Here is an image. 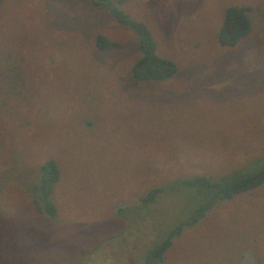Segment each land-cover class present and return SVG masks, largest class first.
Instances as JSON below:
<instances>
[{
  "label": "rangeland",
  "instance_id": "1",
  "mask_svg": "<svg viewBox=\"0 0 264 264\" xmlns=\"http://www.w3.org/2000/svg\"><path fill=\"white\" fill-rule=\"evenodd\" d=\"M230 7L253 9L233 48L219 44ZM122 10L177 65L172 80L135 84L137 39L90 2L2 3L0 264H144L178 226L162 264H264V185L188 226L200 195L179 184L264 155V0H124ZM96 33L118 48L98 52ZM49 158L63 171L55 223L26 189ZM159 181L177 184L117 212Z\"/></svg>",
  "mask_w": 264,
  "mask_h": 264
},
{
  "label": "trees",
  "instance_id": "2",
  "mask_svg": "<svg viewBox=\"0 0 264 264\" xmlns=\"http://www.w3.org/2000/svg\"><path fill=\"white\" fill-rule=\"evenodd\" d=\"M3 1L0 0V8ZM68 1L90 2L95 7L105 10L119 26L130 31L135 36L137 39V51L139 52V57L136 58L131 67V77L135 84L163 83L172 80L177 75V65L158 54L157 43L148 26L131 18L122 10L124 0ZM252 12L253 9L251 7H230L226 10L225 19L219 34L220 46L227 48L236 47L242 39L250 35L252 27L250 13ZM76 19L78 23L87 21L86 18L80 20L76 17ZM92 32L94 31L92 30ZM89 33L87 32V36H89ZM96 34L95 48L98 52L104 53L118 48V44L113 42L108 35L104 33ZM118 58H120V55ZM62 172L58 161L52 158L45 159L39 167L36 178H28L29 186L26 188L36 213L51 220L53 223L58 219L55 190L61 182ZM165 183L167 182H152L146 196L144 192L132 204L117 205V212L127 214L124 210L130 207L140 209L139 205L145 207L148 204H156L154 202L157 197L159 198L167 191L174 190V185L177 184L168 183L169 185H166ZM179 184L193 187L200 195L201 204L198 207L199 209L188 222V226H196L205 217L206 213L219 203L231 201L241 194L254 191L264 185V155L262 154L258 160L251 162L249 166L222 175L219 179H215L213 176H197L185 179ZM142 219L128 218L126 222ZM183 228V226L176 227L171 232L170 237L162 244L152 249L149 248L145 254L144 264H162L165 254L172 247L173 240L181 236Z\"/></svg>",
  "mask_w": 264,
  "mask_h": 264
}]
</instances>
